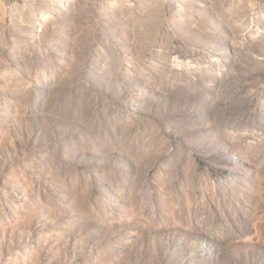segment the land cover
Segmentation results:
<instances>
[{"label":"rangeland","instance_id":"374dc122","mask_svg":"<svg viewBox=\"0 0 264 264\" xmlns=\"http://www.w3.org/2000/svg\"><path fill=\"white\" fill-rule=\"evenodd\" d=\"M0 264H264V0H10Z\"/></svg>","mask_w":264,"mask_h":264},{"label":"crops","instance_id":"0c3cea01","mask_svg":"<svg viewBox=\"0 0 264 264\" xmlns=\"http://www.w3.org/2000/svg\"><path fill=\"white\" fill-rule=\"evenodd\" d=\"M9 3H10V0H0V17H4V15L6 14L7 5Z\"/></svg>","mask_w":264,"mask_h":264}]
</instances>
